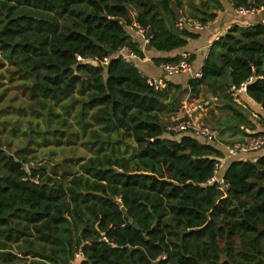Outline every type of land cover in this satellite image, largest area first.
I'll return each mask as SVG.
<instances>
[{
	"label": "trees",
	"instance_id": "1",
	"mask_svg": "<svg viewBox=\"0 0 264 264\" xmlns=\"http://www.w3.org/2000/svg\"><path fill=\"white\" fill-rule=\"evenodd\" d=\"M223 8L0 0L1 60L23 95L0 108V264H264V149L227 159L220 183L209 182L223 147L170 129L189 94L222 144L264 131L262 112L256 130L250 107L229 91L248 83L240 101L246 94L264 110V22L229 28L185 87L166 79L155 89L135 61L116 56L126 45L144 57L129 28L143 29L158 52L179 50L197 36L189 22L204 26ZM76 145L88 155L75 156Z\"/></svg>",
	"mask_w": 264,
	"mask_h": 264
},
{
	"label": "built area",
	"instance_id": "2",
	"mask_svg": "<svg viewBox=\"0 0 264 264\" xmlns=\"http://www.w3.org/2000/svg\"><path fill=\"white\" fill-rule=\"evenodd\" d=\"M230 1V0H227ZM235 12L238 14H254L264 10V3L260 7H244L238 6L234 8ZM184 19H181L178 22L179 28L183 26ZM264 22V18L261 20ZM190 25L196 29L202 27L198 22H191ZM137 31L143 36L144 42L148 43V38L144 35L143 29H137ZM116 56H120L124 61L132 63L135 58H137L136 53L131 50L128 46L123 45L119 48L116 53ZM189 54L183 52L178 55V59L172 62H162L159 64L161 71L167 75L179 74L182 72L190 71L191 65L189 62ZM78 59H81L78 57ZM192 77L199 78L201 77V71H198L193 74ZM250 81V80H249ZM248 81V82H249ZM146 82L153 86L155 89L161 88L164 86V80L161 78H147ZM248 83L242 84L239 88H230V95L233 101L239 103L240 94L245 93ZM205 104L196 98H191L189 94H186L183 98L182 107L179 111L180 119L175 125L170 129L178 132L184 130H191L192 133L198 137L203 138L209 142H215L221 145L224 149L225 155L222 158H218L214 163V174L210 178L209 182H218L220 180L217 177V172L224 167V163L227 159L232 158L240 153H249L257 151L264 147V131L256 134H252L249 137L245 138L242 142H237L233 145L222 144L219 142L218 133L216 130L211 129L210 127L204 125L200 122V116L205 110ZM264 115V110H261Z\"/></svg>",
	"mask_w": 264,
	"mask_h": 264
},
{
	"label": "crops",
	"instance_id": "3",
	"mask_svg": "<svg viewBox=\"0 0 264 264\" xmlns=\"http://www.w3.org/2000/svg\"><path fill=\"white\" fill-rule=\"evenodd\" d=\"M199 0H196L198 2ZM224 4V8L222 10L216 11L215 18L208 22L206 25L202 26L199 29L192 28L197 36L195 38H190L187 44L179 50L173 52H158L150 47H148L147 43L144 42L143 36L137 31L129 28V32L131 37L138 41L140 44V48L144 53L143 58H135V63L137 64L139 70L142 72L144 76L147 78H161L166 80L164 76H161V69L159 64L155 63V59L174 57L183 52H187L189 55H193L194 58L191 61L190 71L182 72L179 74L168 75V79L173 80L177 83H180L183 87L186 86V81L193 76L194 73L201 70L203 62L207 56L208 50L212 43L218 39L221 35H223L229 28H231L235 24L239 25H249L255 22H261V12L254 14H238L235 12L234 8L231 7V4L227 3V0H222ZM192 22V21H191ZM186 25L191 28V25ZM167 76V75H165ZM245 95L246 101H239L241 105L245 108L246 105L250 107L252 110L251 118L254 117V122H256V130H261V124L257 123L259 113L258 110L261 111V108L258 104L253 102L250 98ZM206 108L202 112L200 117H203L206 114ZM262 112V111H261ZM179 114V113H178ZM257 119V120H256ZM263 123V122H261ZM263 125V124H262ZM264 130V126L262 127ZM258 152L253 153L249 152L247 156L244 158L255 159L257 157ZM221 173V169H220ZM220 173L218 174L220 176Z\"/></svg>",
	"mask_w": 264,
	"mask_h": 264
},
{
	"label": "rangeland",
	"instance_id": "4",
	"mask_svg": "<svg viewBox=\"0 0 264 264\" xmlns=\"http://www.w3.org/2000/svg\"><path fill=\"white\" fill-rule=\"evenodd\" d=\"M248 1L252 2V0H248ZM165 75L167 74L161 72V76H164L166 79H168V75L167 76ZM17 85H18L17 80L15 78H10L9 75L6 73V63L5 62L2 63L1 54H0V91L4 90L3 96L1 97L0 95V108L6 107L8 103L11 104V108L16 107V105L21 101V99H23V95L20 93V89ZM176 116L177 118H180V114L177 113ZM13 143H20V142L19 140H15ZM262 149H264V147L259 149V153L262 152ZM73 153L75 156L88 155V152L79 145H76ZM69 155H71V152L68 150L63 153H57L54 158L59 159ZM239 155L242 156V153L238 154V157ZM37 156H38V152H37Z\"/></svg>",
	"mask_w": 264,
	"mask_h": 264
},
{
	"label": "water",
	"instance_id": "5",
	"mask_svg": "<svg viewBox=\"0 0 264 264\" xmlns=\"http://www.w3.org/2000/svg\"><path fill=\"white\" fill-rule=\"evenodd\" d=\"M261 18L263 19L264 18V10L262 11V13H261ZM90 63H92V64H96V62H94V61H89ZM191 183V182H190Z\"/></svg>",
	"mask_w": 264,
	"mask_h": 264
}]
</instances>
